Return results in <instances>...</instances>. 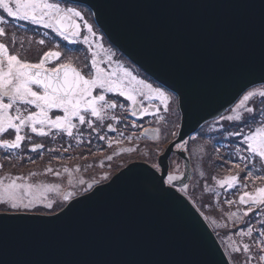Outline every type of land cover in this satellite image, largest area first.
<instances>
[{
	"label": "water",
	"instance_id": "water-1",
	"mask_svg": "<svg viewBox=\"0 0 264 264\" xmlns=\"http://www.w3.org/2000/svg\"><path fill=\"white\" fill-rule=\"evenodd\" d=\"M75 3L88 8L101 3L98 11L90 9L109 41L156 82L186 98L194 118L186 122L184 141L244 92L264 84L260 18L244 6L246 0ZM172 150L170 144L167 159L159 157L168 173ZM178 154L185 170L171 175L180 177L175 183L187 191L191 160L185 151ZM151 171L146 162L131 163L54 215L27 214L47 220L62 216L54 224L0 225V264H231L193 203L177 187L169 188L166 177L163 184L152 181Z\"/></svg>",
	"mask_w": 264,
	"mask_h": 264
},
{
	"label": "snow or ice",
	"instance_id": "snow-or-ice-1",
	"mask_svg": "<svg viewBox=\"0 0 264 264\" xmlns=\"http://www.w3.org/2000/svg\"><path fill=\"white\" fill-rule=\"evenodd\" d=\"M244 6L258 13L260 18L261 73L264 74V0H246ZM102 7L101 3L89 5V8H96L97 11ZM6 18L42 26L70 45L82 42L87 45L90 58H85L88 61L84 65L87 68L85 73L73 65L70 55L61 59L59 43L53 42L57 50L46 51L38 62H30L22 59L18 51L10 52L9 46L0 42V149L11 154L21 149L25 140L31 142L33 135L55 138L66 134L67 137L75 139L81 126L86 125L88 129L97 131L96 121L102 123L107 118L120 123L114 114L115 110L119 108L128 112L130 108L132 117L143 119L145 116H152L154 122L161 125L165 132L161 138V127L151 132L147 128L144 129L145 134L158 141L154 148L143 153L152 161L151 168L154 171L148 173L149 177L152 181L159 180L160 184L164 183L163 177H166L169 188L177 187L175 182L181 178L169 174L167 168L161 167L167 159L163 145L171 140L172 148H179L182 152L188 150L183 129L186 122L194 118V112L189 108L186 98L180 95L177 89L154 86L114 60L115 53L104 48L101 42L103 38H98L93 24L86 19L83 9L76 6L75 0H0V37L7 36L10 21ZM82 30H86L85 35L81 34ZM44 35L47 36L48 33L45 32ZM11 39L15 43V37ZM39 44L44 45L45 39H40ZM67 51L72 53L74 49L68 48ZM55 61L59 63L48 66ZM110 94L124 98L129 102L128 106L116 98L109 99ZM257 96L260 98V104L264 105V89L248 91L235 108L230 109L231 114L218 117L210 130L219 131L221 135L226 133L228 138H235L230 142L235 145V155L240 163L233 164V168L239 169L241 164L248 168V165L252 164L246 179L264 180V175L255 174L258 170L254 163L258 159L260 170H264V107L259 109L257 124L258 117L253 115L256 109L248 105V102ZM131 124L132 127H137L135 121H131ZM108 130L115 132L116 128L110 124ZM6 133L14 134V138H4ZM98 139L106 140V137L98 135ZM107 143L109 147L112 146L111 139H107ZM43 147V143H35L30 151L36 152ZM135 150L125 149L127 152ZM168 151L170 152L171 148ZM162 155L164 160L158 159ZM2 168L3 165H0V169ZM45 172L61 176L60 171H54L51 167ZM63 172L70 176L72 174L68 168H64ZM157 173L160 175L157 176ZM37 175L38 173L32 172L28 176L0 177V225L9 222L54 224L62 218L57 216L55 220L34 219L27 215L40 213L43 209H53L54 198L60 194L59 185L31 182L32 177ZM239 182V175L216 180L220 188L228 189L236 188ZM80 183L83 184L84 181L81 180ZM92 187L93 185L88 184L84 191L88 192ZM244 188H247V185H244ZM179 191L186 194V185H180ZM73 195L74 193L63 195V201L70 202ZM91 198L93 196L88 197ZM226 202L230 206L237 203L233 200ZM238 203L245 206L243 216H249L259 210L257 219L260 227L256 228L253 224L238 231L239 237H247L249 242H235L231 245V264H264V187L256 188L255 191H243ZM57 206L63 208L64 205L60 203ZM75 206L76 204H72L68 207L63 216ZM238 215L233 212L229 214V218ZM228 239L231 241L232 237ZM188 264L208 262L190 261Z\"/></svg>",
	"mask_w": 264,
	"mask_h": 264
},
{
	"label": "flooded vegetation",
	"instance_id": "flooded-vegetation-1",
	"mask_svg": "<svg viewBox=\"0 0 264 264\" xmlns=\"http://www.w3.org/2000/svg\"><path fill=\"white\" fill-rule=\"evenodd\" d=\"M76 6L83 9V11L86 13V19H88V21L93 24L94 30L98 34V38H103L101 42L104 48L110 49L113 53H115L113 57L114 60L120 62L125 67L132 70L133 73L139 77L146 79L150 83H153L154 86L164 87L145 72H143L109 41L100 27L96 24L93 12L90 10V8L80 4H76ZM6 19L10 21V24L7 26V36L0 37V42L6 43L9 46L10 52L18 51L22 59L30 62H38L44 52L49 50H57L55 49L53 43L56 42L60 45L58 50L62 52V60L70 55L73 65L77 68H80L83 72H87V68L84 67L85 63L88 62L85 58H90V52L87 49V45H84L82 42L70 45L63 41L62 38L56 36V34L51 32V30L44 29L42 26L31 25L24 21H12L11 18ZM45 32L48 33L47 36L44 35ZM81 34L85 35L86 30H82ZM13 36L15 37V43H13L11 39ZM40 39H45L44 45L39 44ZM68 48H72L74 51L72 53H68ZM56 63H59V61H55L48 66H54ZM164 88L168 89L166 87ZM108 98H116L126 106H128L129 103L125 101L124 98L113 97L111 94ZM114 114L117 116L120 123H116V121L107 118L102 123L96 121L95 123L98 126L97 131L88 129L86 125L81 126L79 134H76L75 139L67 137L66 134H61L55 138L52 136L37 137L33 135L31 142L25 140L22 143L21 149L14 151L11 154L7 153L3 149H0V165H3V168L0 169V177L8 175L28 176L30 173L36 172L38 175L32 177L31 182H42L45 184H56L60 186V194L54 198L53 209H43L40 213L28 214L54 215L60 211V207L57 206L58 204L63 203L64 208L69 203L63 201V195L74 193L71 199L72 201L73 199L87 193L84 191V189L88 184L93 185L92 189L99 185L105 184L110 181V179L115 174L124 168L123 148L126 136L131 135L135 131H139V125L145 122L146 119L153 121L154 118L152 116H145L143 119H140L139 117H132L130 115V108L128 112H124L117 108ZM131 121H135L137 127H132ZM110 124L116 128L115 132L108 130V125ZM125 124L131 129L130 132L125 130ZM157 125L158 124L153 121L152 125L147 126L146 128L155 129L157 128ZM75 133L76 130H74V134ZM142 134L145 139L156 142L150 136L146 135L144 130L142 131ZM98 135L105 136L106 140L98 139ZM162 136L163 134L161 131L160 137L162 138ZM134 137L138 138L137 135ZM4 138L13 139L14 134L6 133ZM189 138H187L185 141H187ZM107 139L112 140L111 147H109ZM118 140L120 143H117ZM35 143H43V149H38L36 152L30 151L32 144ZM171 143L172 142L166 145V148L164 149L166 150ZM135 148H137V145L134 146V149ZM49 149H51V151ZM65 149H67V151H65ZM179 151H181V149L173 148V151L169 157L168 169L170 174H181L183 171L184 160L178 154ZM185 152L189 154L191 160L190 153L187 150ZM29 157H31V159H29ZM108 157H111V159H108ZM174 158H179V160L174 161ZM77 159H84L83 162L79 163L80 168H77ZM48 167H51L54 171H60L61 176L57 177L52 173H46L45 170ZM64 168H68L70 170L72 173L71 176L68 173L63 172ZM114 169L118 170L113 173ZM107 176H110V178L104 179V177ZM81 180L84 181L83 184L80 183Z\"/></svg>",
	"mask_w": 264,
	"mask_h": 264
},
{
	"label": "rangeland",
	"instance_id": "rangeland-1",
	"mask_svg": "<svg viewBox=\"0 0 264 264\" xmlns=\"http://www.w3.org/2000/svg\"><path fill=\"white\" fill-rule=\"evenodd\" d=\"M256 89H264V84L250 88L243 95H245L248 91ZM248 105L256 109L253 115L258 117V124L259 109L264 107V105L260 104V98L258 96L249 101ZM227 114H231L230 110H228L224 115ZM149 121L150 119H146L145 122L140 124L143 125V127H139V131H135L131 135L126 136L123 148V167H126L133 161H142L151 164L152 161L146 158L143 153L149 152L150 149L156 146L158 141L153 142L145 139L142 134L144 128L152 125L153 122L150 123ZM215 122L216 119L206 123L196 133L190 136L194 139L189 138L186 141L188 146L187 151L191 155L194 173L186 194L184 192L183 193L205 218L229 258L230 247L233 243L249 242L247 237H239L238 231L245 229L247 226H252L253 224H255L256 228L260 227L257 219L260 215L259 210H255L250 213L249 216H243L245 206L239 205V196L243 193V191H255L256 188L264 187V180L246 179L248 169L252 168V164H249L248 168H245L243 164H241V168L239 169L233 168V164L240 163L235 155V145L230 142V140L235 138H228L226 133L221 135L219 131L210 130ZM126 124L125 130L130 132L131 129ZM157 127H161V131L164 136L165 132L163 127L161 125H157ZM247 130L248 129H245V131ZM136 135L138 138L134 137ZM170 142L171 140L169 143ZM168 144L163 145V147L166 148V145ZM135 145H137L135 151H125L127 148L134 149ZM176 160H179V158H174V161ZM83 161L84 159H77V168H80L79 163ZM254 163L256 165V169L258 170L255 174L264 175V170H260L259 160L257 159ZM117 170L118 169H114L113 173ZM230 175H239L240 177V182L236 188H220L219 185L216 184V180L223 179ZM110 176H107V179H109ZM244 185H247V188H244ZM209 189H211V191H209ZM228 200L237 201V203L230 206L226 202ZM62 209L63 208H59L60 211ZM233 212H237L239 215L230 219L229 214ZM228 237H232V240L229 241Z\"/></svg>",
	"mask_w": 264,
	"mask_h": 264
},
{
	"label": "bare ground",
	"instance_id": "bare-ground-1",
	"mask_svg": "<svg viewBox=\"0 0 264 264\" xmlns=\"http://www.w3.org/2000/svg\"><path fill=\"white\" fill-rule=\"evenodd\" d=\"M90 10H91V9H90ZM91 11H92V10H91ZM92 12H93V11H92ZM93 15H94V13H93ZM94 19H95V15H94ZM95 22H96V20H95ZM96 24H97V22H96ZM97 25H98V24H97ZM244 93H245V92H244ZM244 93H243V94H244ZM243 94L239 97V99L236 101V103H235L230 109L234 108V106L238 103V101H239L240 98L243 96ZM230 109H228V110H230ZM228 110H227V111H228ZM227 111H226V112H227ZM226 112H225V113H226ZM225 113H224V114H225ZM224 114H223V115H224ZM216 119H217V118H216ZM214 120H215V119H214ZM211 121H213V120H211ZM209 122H210V121H209ZM206 123H208V122H206ZM206 123H204L202 126H204ZM202 126H201V127H202ZM201 127H200V128H201ZM200 128H199V129H200ZM199 129H198V130H199ZM198 130H197V131H198ZM197 131H196V132H197ZM196 132H195V133H196ZM172 151H173V150H172ZM134 162H139V161H133V162H130L129 164L134 163ZM191 163H192V162H191ZM129 164H128V165H129ZM128 165H127V166H128ZM124 168H125V167H124ZM191 169H192V176H193L194 169H193V165H192V164H191ZM184 170H185V166H184V164H183V171H182L181 174H183ZM120 171H121V170H120ZM120 171H119V172H120ZM169 174H170V173H169ZM181 174H178V175H181ZM191 179H192V178H191ZM190 181H191V180H190ZM177 188L179 189V187H177ZM186 197H187V196H186ZM187 198H188V197H187ZM188 199H189V198H188ZM228 259H229V258H228ZM229 261H230V259H229ZM230 263H231V261H230Z\"/></svg>",
	"mask_w": 264,
	"mask_h": 264
}]
</instances>
